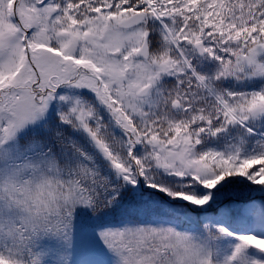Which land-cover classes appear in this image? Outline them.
<instances>
[{"label": "snow or ice", "instance_id": "1", "mask_svg": "<svg viewBox=\"0 0 264 264\" xmlns=\"http://www.w3.org/2000/svg\"><path fill=\"white\" fill-rule=\"evenodd\" d=\"M0 264H264V0H0Z\"/></svg>", "mask_w": 264, "mask_h": 264}]
</instances>
